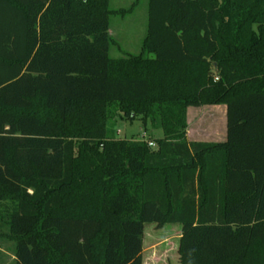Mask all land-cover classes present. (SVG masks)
Returning a JSON list of instances; mask_svg holds the SVG:
<instances>
[{
	"label": "trees",
	"instance_id": "obj_1",
	"mask_svg": "<svg viewBox=\"0 0 264 264\" xmlns=\"http://www.w3.org/2000/svg\"><path fill=\"white\" fill-rule=\"evenodd\" d=\"M131 9L0 0L12 264H143L146 224L180 227L178 264H264V0H148L140 53L111 58ZM218 105L225 141L188 142L187 109ZM115 112L162 138H116Z\"/></svg>",
	"mask_w": 264,
	"mask_h": 264
},
{
	"label": "rangeland",
	"instance_id": "obj_2",
	"mask_svg": "<svg viewBox=\"0 0 264 264\" xmlns=\"http://www.w3.org/2000/svg\"><path fill=\"white\" fill-rule=\"evenodd\" d=\"M147 5L148 0H109L111 10H128L132 8L123 15L109 17V34L113 41L109 50L111 58H121L126 54L137 55L140 53L141 44L146 34ZM200 111L198 115L190 116L189 137L193 135L194 139H206L203 140L205 143L214 142L213 139L211 141L209 139L218 138L222 130L225 134V117L221 118L219 112L214 116L212 112L210 114L206 110ZM107 128L116 138L123 140L160 139L163 136L162 132L155 130L149 122L144 126L140 118L130 121L117 112L112 113ZM218 142L222 141H215V143ZM0 211L2 216L4 212L1 207ZM1 223L2 220L0 219V264H12L14 260L12 254L13 243L3 236L5 229L1 226ZM179 235L180 227L178 225H165L161 229H157L152 224L144 225L142 238L143 264H178Z\"/></svg>",
	"mask_w": 264,
	"mask_h": 264
},
{
	"label": "crops",
	"instance_id": "obj_3",
	"mask_svg": "<svg viewBox=\"0 0 264 264\" xmlns=\"http://www.w3.org/2000/svg\"><path fill=\"white\" fill-rule=\"evenodd\" d=\"M203 107H209V108H203ZM203 107H199V108H188L187 109V112H186V120H187V130H186V139L188 142H204L206 139H194L193 135L192 137H189V131H190V116L196 114L198 115L199 112H201L200 110L204 111H208L210 114L212 112V115L216 114L217 112L220 113V116L221 118L225 117V114H226V108L224 105H218V106H203ZM221 108V109H219ZM224 110H223V109ZM203 113V112H202ZM211 116V115H210ZM215 116V115H214ZM221 127V126H220ZM221 130H222V127H221ZM191 138V139H190ZM225 138H226V119H225V134H224V131L222 130L221 132V135L218 137V138H210L209 140L211 141L213 139L214 142H209V143H215V141H219L221 140L222 142L225 141ZM222 142H218V143H222ZM205 143V142H204ZM143 254V252H142Z\"/></svg>",
	"mask_w": 264,
	"mask_h": 264
},
{
	"label": "built area",
	"instance_id": "obj_4",
	"mask_svg": "<svg viewBox=\"0 0 264 264\" xmlns=\"http://www.w3.org/2000/svg\"><path fill=\"white\" fill-rule=\"evenodd\" d=\"M150 147H154V144L153 143H149L148 144Z\"/></svg>",
	"mask_w": 264,
	"mask_h": 264
}]
</instances>
